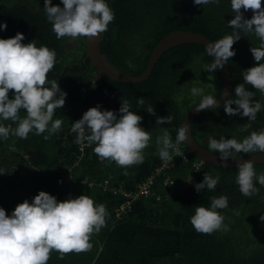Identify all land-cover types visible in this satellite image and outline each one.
<instances>
[{
  "label": "trees",
  "instance_id": "1",
  "mask_svg": "<svg viewBox=\"0 0 264 264\" xmlns=\"http://www.w3.org/2000/svg\"><path fill=\"white\" fill-rule=\"evenodd\" d=\"M106 2L114 11L115 19L109 24L108 31L101 35V52L113 68L130 75L145 70L153 47L170 31L182 29L201 33L212 42L234 31L227 24L234 18L230 0L201 6L194 5L193 0ZM43 3L44 0H0V23L7 24V29L0 31V38H10L21 32L25 36L23 43L35 40L37 47L47 46L56 51V64L48 74V80H56L61 90L67 93L64 107L57 109L53 117L63 121L62 127L48 140L44 139L47 132L36 135L35 131L26 139L11 134L7 139L0 138V154L10 152L8 162L11 163L12 180L27 170L26 166L44 167L47 171L38 173L35 178L39 191H46L62 201L69 195H76L80 189L77 197L85 194L107 206L106 226L91 237L95 243L94 252L98 254L94 255L93 262L88 257L83 264H157L163 260H168L167 264H264V221L260 219L264 216V186L257 182L258 194L243 196L236 183L238 166L201 163L193 169L177 163L176 175L180 172L179 176L184 178L189 171L192 179L188 185L161 202L149 197L136 199L120 219H115L113 214V207L121 201L119 197L104 193L96 186L81 185L75 178L64 186L57 182L61 172L55 167L73 165L78 153L76 138L69 133V125L77 117L82 118L90 107L100 105L102 111L113 110L119 116L121 103L127 99L130 110L143 117L141 126L150 132L152 139L144 150L143 163L129 168L120 167L113 161H101L93 151L95 145L88 146L85 142V155L75 167L78 178L88 175L97 181L111 173L132 186L144 180L159 165L161 159L156 138L166 129L172 141L175 140L186 112L200 103L201 97L192 96L190 89L204 87L205 94L217 98L222 81L220 69L212 73L204 70L214 57L209 56L206 47L199 43H183L169 48L157 59L149 76L139 82H121L105 76L94 80L96 71L85 58L84 38L57 39ZM52 4L63 6L61 0H52ZM252 15L251 10L244 12L245 19ZM240 34V40L233 46L236 55L227 61L231 80L228 99L232 100L237 98L234 89L243 83L244 70L256 64L250 48L260 44L254 34L245 35L242 31ZM209 83L214 87L205 85ZM245 88L254 93V101L264 105V94L248 84ZM140 97L144 99V106L137 104ZM224 103L201 111L192 123L193 138L207 150L209 137L219 139L223 136L242 141L251 132L264 129V108L256 120L250 122L241 115L228 116ZM146 106L153 107L155 115L149 114ZM19 115L25 117L26 111L21 110ZM167 115L173 117L170 124H156L157 117ZM3 124H11L12 128L17 126L11 121ZM244 124H250V127L244 130ZM181 144L190 158L198 159L184 143ZM20 151L26 153V158L18 153ZM215 154L219 155L218 152ZM244 155L247 154H234V157ZM254 167L257 175L264 173V163ZM205 173L219 176V182L215 190L205 187L197 192L195 184L203 182ZM162 192L166 195L168 189ZM221 195L228 197V207L219 211L225 216L224 223L229 230L211 235L197 233L190 223L195 208L200 205L209 207L211 198ZM33 198L34 195L28 192L29 202ZM3 201L4 198L0 197V202ZM13 210L9 205L6 212L10 215ZM77 263L72 253L61 259L56 251L51 253L48 261V264Z\"/></svg>",
  "mask_w": 264,
  "mask_h": 264
},
{
  "label": "clouds",
  "instance_id": "2",
  "mask_svg": "<svg viewBox=\"0 0 264 264\" xmlns=\"http://www.w3.org/2000/svg\"><path fill=\"white\" fill-rule=\"evenodd\" d=\"M220 0H193L194 5L219 4ZM60 5H53L52 0H44L43 9L52 31L57 39L97 37L108 31V26L115 19V13L106 0H61ZM234 18L227 22L234 29L232 34L209 42L206 52L214 57L204 66L212 73L222 69L229 59L236 55L234 44L240 40L241 31L245 35L254 34L260 41L258 47L250 51L256 64L244 70L243 83L236 85L235 100L227 99L224 111L228 116L241 115L248 121H255L257 114L264 108L259 101H254V93L245 88V84L264 94V0H230ZM251 10L253 15L245 19L244 12ZM7 24L0 23V31L6 30ZM25 36L17 32L10 38H0V120L11 121L17 126L0 123V138L7 139L15 135L26 139L29 133L44 134L48 140L52 134L60 131L63 121L53 119L57 109L64 107L67 93L62 91L56 80H48V74L56 64V51L47 46L37 47L35 40L23 43ZM50 85V86H49ZM213 88L214 84H205ZM10 94L12 98H10ZM192 96L201 97L196 111L207 110L216 106L218 100L211 94H205L204 87H192ZM138 106H144L143 97L138 98ZM235 105V107H233ZM127 99L119 108V116L113 110H101L100 105L90 107L82 118L74 121L71 131L76 133V143L86 142L95 145L94 153L101 160L115 162L118 166L129 168L144 161V150L152 139L150 132L142 126L143 117L130 110ZM21 110L26 116L19 115ZM149 114L155 115L151 106H146ZM173 117H157L156 124H170ZM250 124H244L247 130ZM189 125L178 129L176 142L168 130L156 138L161 160L173 159L171 151L184 155L179 145L188 140ZM209 153H219L220 161L226 165L234 154L264 153V129L253 131L242 141L236 138H208ZM252 160L238 164L236 183L243 196L258 194L256 184L264 186V173L257 175ZM3 174V173H0ZM219 176L205 173L203 182L196 183L197 192L205 187L215 190ZM174 183V182H173ZM228 207V197H212L209 207L195 208L190 223L197 233L211 235L217 231H228L224 223L225 216L219 211ZM109 213L106 205L97 204L93 198L82 194L76 198L58 201L46 191H39L29 202L25 199L18 203L11 214L0 206V264H48L51 253L56 251L59 258L70 253H83L92 249L91 237L106 226ZM260 219L264 221V216Z\"/></svg>",
  "mask_w": 264,
  "mask_h": 264
},
{
  "label": "water",
  "instance_id": "3",
  "mask_svg": "<svg viewBox=\"0 0 264 264\" xmlns=\"http://www.w3.org/2000/svg\"><path fill=\"white\" fill-rule=\"evenodd\" d=\"M101 36L97 37H88L84 38L85 42V58L89 59L90 64L95 69V78L98 79L99 76H105L109 79L121 81V82H139L144 80L149 76L152 71V68L157 61V59L169 48L183 44V43H199L206 47L209 42H212L208 37L204 36L201 33L186 31L182 29H176L168 32L164 35L153 47L149 59L147 61L145 70L138 75H130L123 72H120L112 67L109 63L107 57L101 52L100 47ZM221 74V91L216 106L210 107L209 109L216 108L225 102L231 94V80L228 71V64L226 63L222 69H220ZM198 104L190 108L185 116L182 119L181 126L185 123L189 125L188 140L184 142L186 147L190 152L198 158L202 163H212L220 167H235L239 163L247 160H252L255 164L264 163V153H251L241 157H234L235 159L229 158L226 165L223 164L219 155L215 153H209V150L202 147L192 136L191 126L195 117L203 110L196 111L195 107Z\"/></svg>",
  "mask_w": 264,
  "mask_h": 264
},
{
  "label": "built area",
  "instance_id": "4",
  "mask_svg": "<svg viewBox=\"0 0 264 264\" xmlns=\"http://www.w3.org/2000/svg\"><path fill=\"white\" fill-rule=\"evenodd\" d=\"M79 119L81 118L77 117L75 121ZM73 123L74 122L69 125V133L76 138L77 134L71 131ZM172 142L175 143L176 139ZM179 148L181 152L184 153L183 156L175 151L170 150V154L173 157L172 160L167 162L161 160L159 165L151 172L149 176H147L142 181L134 183L132 186L127 185L125 180L118 179L114 175H108L97 181L89 178L88 175H83L78 179V182L81 185H87L90 188L96 186L100 188L104 193H110L114 196L119 197L121 201L113 207V214L115 219H120L128 213L132 202L136 199H140L141 197H149L153 198L156 202H161L165 199V196L168 193L172 194V186L174 185L173 182H175L174 180H176L178 175H180V172L177 175L175 174V172H178L175 168L177 163H180V165H184L185 167H191L193 169H197L200 166L202 162L199 159L190 158L185 153L182 144L179 145ZM77 149L78 153L76 154L75 158L76 162L84 157L86 143H77ZM189 175L190 174L186 176ZM57 182L59 184H62L63 178L59 177L57 179ZM164 189H168V193L166 195H163L162 191ZM174 194L176 193L174 192L173 195Z\"/></svg>",
  "mask_w": 264,
  "mask_h": 264
},
{
  "label": "rangeland",
  "instance_id": "5",
  "mask_svg": "<svg viewBox=\"0 0 264 264\" xmlns=\"http://www.w3.org/2000/svg\"><path fill=\"white\" fill-rule=\"evenodd\" d=\"M12 98V97H10ZM0 123H4V121L0 120ZM161 136V135H160ZM13 149H16L13 147ZM18 150V149H17ZM16 150V152H17ZM20 153L23 157L26 158V153L23 151L18 152ZM10 152H5L0 154V197L4 198L3 202H0V206H2L5 210L8 209V206L10 205L11 209H14L15 206L18 203L23 202L25 199H27V193L31 192L34 196L38 194L39 188L35 185V178L38 173H45L47 171V168L44 167H30L26 166V169L23 173L19 174L16 176L15 180H12V171L9 169L11 163L8 162V157H9ZM78 165V163L75 160V163L73 165H70L69 167H55V170L61 172L59 177L63 178V186L65 184H71V181H73V178L79 179L78 175L79 173L75 169V167ZM46 169V171H45ZM190 174L189 171L184 175V178H182L178 175L176 180H174V185L172 186V194L168 193L165 196V199L170 198L173 196V193L175 192L176 194L186 185H188L191 182V177L186 176ZM108 175H114V174H108ZM107 175V176H108ZM115 176V175H114ZM106 177V176H105ZM60 184V185H62ZM75 192L76 195L71 196L72 198H76L77 194H80L81 191ZM103 192V191H102ZM174 194V195H176ZM94 201L97 204L102 203L101 201H97L94 199ZM107 207V206H106ZM93 247L90 251L88 252H83V253H72L74 256V261L78 262L77 264H83L84 262L88 261V257L91 259V262L94 261L95 257L94 255L98 254L96 251L94 252V242ZM82 258V259H80ZM80 259V260H78ZM168 260H163L161 262H156L157 264H167Z\"/></svg>",
  "mask_w": 264,
  "mask_h": 264
},
{
  "label": "flooded vegetation",
  "instance_id": "6",
  "mask_svg": "<svg viewBox=\"0 0 264 264\" xmlns=\"http://www.w3.org/2000/svg\"><path fill=\"white\" fill-rule=\"evenodd\" d=\"M70 38H68V40H69Z\"/></svg>",
  "mask_w": 264,
  "mask_h": 264
}]
</instances>
